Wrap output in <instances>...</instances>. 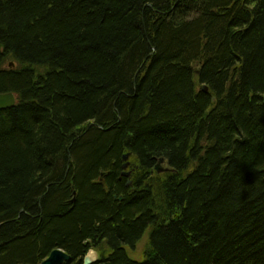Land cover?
Returning <instances> with one entry per match:
<instances>
[{"label":"trees","instance_id":"1","mask_svg":"<svg viewBox=\"0 0 264 264\" xmlns=\"http://www.w3.org/2000/svg\"><path fill=\"white\" fill-rule=\"evenodd\" d=\"M8 92L0 264H264V0H0Z\"/></svg>","mask_w":264,"mask_h":264},{"label":"water","instance_id":"2","mask_svg":"<svg viewBox=\"0 0 264 264\" xmlns=\"http://www.w3.org/2000/svg\"><path fill=\"white\" fill-rule=\"evenodd\" d=\"M10 66H13V63L10 64ZM205 88V87H204ZM17 99L16 96L13 92H8V93H0V110L12 107L16 104ZM130 153H126L123 156L124 163L122 165L123 171L121 173V178H129L130 177V171L128 170L130 166V161H129ZM164 163V159L161 158L159 160V163L156 165V171L157 172H163L169 170L168 168H162L161 164ZM107 173L103 172L101 175V178L106 176ZM131 184V180H127V186ZM121 200L122 197H119ZM99 256L97 257L94 254V250H89L88 253L85 255L83 259V264H94L98 260ZM71 260V256L63 251L62 249H54L49 256L44 259L41 263L39 264H65Z\"/></svg>","mask_w":264,"mask_h":264},{"label":"rangeland","instance_id":"3","mask_svg":"<svg viewBox=\"0 0 264 264\" xmlns=\"http://www.w3.org/2000/svg\"><path fill=\"white\" fill-rule=\"evenodd\" d=\"M146 240H147V234L146 236L144 237V239L136 246V248L134 249H130L129 247L128 250H129V254L131 257L135 258V259H142L143 257V247L146 243ZM94 254L98 257L99 256V252L94 250Z\"/></svg>","mask_w":264,"mask_h":264},{"label":"bare ground","instance_id":"4","mask_svg":"<svg viewBox=\"0 0 264 264\" xmlns=\"http://www.w3.org/2000/svg\"><path fill=\"white\" fill-rule=\"evenodd\" d=\"M156 169V168H155ZM128 170H129V168H128ZM122 171H123V168H122ZM130 171V170H129ZM130 174H131V172H130ZM125 178V177H124Z\"/></svg>","mask_w":264,"mask_h":264},{"label":"flooded vegetation","instance_id":"5","mask_svg":"<svg viewBox=\"0 0 264 264\" xmlns=\"http://www.w3.org/2000/svg\"><path fill=\"white\" fill-rule=\"evenodd\" d=\"M121 180V179H120Z\"/></svg>","mask_w":264,"mask_h":264}]
</instances>
